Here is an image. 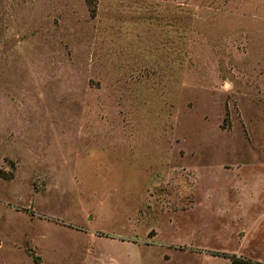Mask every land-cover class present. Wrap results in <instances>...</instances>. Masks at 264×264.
Segmentation results:
<instances>
[{
  "label": "rangeland",
  "instance_id": "rangeland-1",
  "mask_svg": "<svg viewBox=\"0 0 264 264\" xmlns=\"http://www.w3.org/2000/svg\"><path fill=\"white\" fill-rule=\"evenodd\" d=\"M264 262V0H0V264Z\"/></svg>",
  "mask_w": 264,
  "mask_h": 264
},
{
  "label": "trees",
  "instance_id": "trees-1",
  "mask_svg": "<svg viewBox=\"0 0 264 264\" xmlns=\"http://www.w3.org/2000/svg\"><path fill=\"white\" fill-rule=\"evenodd\" d=\"M96 0H88L90 4L94 3ZM231 258V264H264L263 261L255 259L243 254L232 253L228 255Z\"/></svg>",
  "mask_w": 264,
  "mask_h": 264
}]
</instances>
